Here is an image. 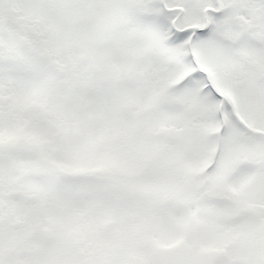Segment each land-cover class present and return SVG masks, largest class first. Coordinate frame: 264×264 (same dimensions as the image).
I'll return each instance as SVG.
<instances>
[{
	"label": "snow or ice",
	"instance_id": "1",
	"mask_svg": "<svg viewBox=\"0 0 264 264\" xmlns=\"http://www.w3.org/2000/svg\"><path fill=\"white\" fill-rule=\"evenodd\" d=\"M0 264H264V0H0Z\"/></svg>",
	"mask_w": 264,
	"mask_h": 264
}]
</instances>
